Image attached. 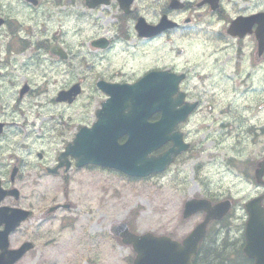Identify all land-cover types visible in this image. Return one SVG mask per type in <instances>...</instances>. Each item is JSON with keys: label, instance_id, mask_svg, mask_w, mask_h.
I'll return each instance as SVG.
<instances>
[{"label": "flooded vegetation", "instance_id": "af4514ba", "mask_svg": "<svg viewBox=\"0 0 264 264\" xmlns=\"http://www.w3.org/2000/svg\"><path fill=\"white\" fill-rule=\"evenodd\" d=\"M140 18L150 26H157L162 19L176 25L150 36L136 28ZM186 43L208 45L217 78L229 81L242 73L264 82V0H0V104L6 95L9 99L13 94L17 101L33 94L28 99L34 102L43 97L41 91L49 93L48 87H52L46 103L56 106V98L67 94V101L61 105L78 106V122L72 126L69 118L57 131L50 117L48 123H42L48 127L35 138L61 139L66 146L81 127L94 124L102 103L117 94L118 86L133 85L150 71L191 77L181 64ZM179 87L181 90L182 83ZM1 115L0 105V138L11 125H17ZM156 118L152 116L149 121ZM125 140L123 136L119 142ZM60 153L34 163L18 159L14 179L13 164L8 180L0 176L3 192L18 190L16 196H4L0 207L28 213L10 236L12 249L27 242L32 245L21 261L32 254V264H40V231L55 224L57 212L72 209L66 203L69 197L64 186L71 182L69 172L76 170L74 161L68 158V170L49 173L59 165ZM53 177L63 186L62 202H57L52 189L43 188L42 184ZM255 191L252 198H259L264 210V175ZM244 209L225 227L221 220L217 229H210L193 264H255L244 252L248 219ZM233 221L236 224H231ZM61 229L67 225L62 224ZM259 234L258 255L264 264V222Z\"/></svg>", "mask_w": 264, "mask_h": 264}, {"label": "rangeland", "instance_id": "374dc122", "mask_svg": "<svg viewBox=\"0 0 264 264\" xmlns=\"http://www.w3.org/2000/svg\"><path fill=\"white\" fill-rule=\"evenodd\" d=\"M186 46L181 64L192 77L185 88L192 100L201 101L184 131L191 145L189 152L168 171L145 180H128L99 169L69 172L66 202L72 209L57 212L55 224L40 231V264H132L135 254L115 239L113 225L128 222L139 234L181 238L198 221L196 217L182 219L184 202L205 194L232 197L239 207L234 217L242 215L243 205L256 193L251 178L264 159V82L242 73L229 81L221 80L214 76L208 45ZM48 90L39 93L44 103L39 101L37 106L28 99L33 94L19 101L14 94L9 99L6 95L0 104L1 117L17 124L0 138V176L7 180L14 157L27 164L42 153L50 160L64 147L61 139L35 140L48 127L42 123L52 117L53 130L59 131L69 118L72 126L79 120L78 106L47 104L52 87ZM42 185L52 189L57 202L63 201L58 178ZM62 224L67 229L62 230ZM13 238L16 245L17 236ZM32 256L20 264H32Z\"/></svg>", "mask_w": 264, "mask_h": 264}, {"label": "water", "instance_id": "95a60500", "mask_svg": "<svg viewBox=\"0 0 264 264\" xmlns=\"http://www.w3.org/2000/svg\"><path fill=\"white\" fill-rule=\"evenodd\" d=\"M150 76L151 74L146 76L140 83H144ZM147 87L143 88V92H131L127 96L126 93H120L110 99L105 105L104 112L110 114L112 119L102 117L91 130L82 129L73 144L67 147L65 154L69 153L76 158L78 166L87 163L99 164L130 176L145 177L163 171L185 147L180 141V136L174 133V119H169L171 121L168 129L164 126L163 118L154 124L146 122V118L152 113L163 111L155 106L161 105V100L166 97L162 96L160 91H156L155 87L152 90ZM137 89L139 88L135 87V90ZM174 90L175 85L169 88L168 97H171ZM178 116L184 118V113ZM123 132L129 135V140L124 145H118L117 140ZM169 140L173 142L171 149L156 156L150 155ZM202 203L193 209V202L186 204L185 216L196 209L206 210L207 216L182 243L167 237H155L149 233L142 236L133 235L128 232L124 224L115 227L113 231L124 243L132 246L136 253L133 264H190L191 256L197 250L205 225L211 219L209 214L215 212L220 215L228 209L227 203L213 208L207 202ZM258 218L257 213H251L246 232L248 236H251V226L257 223ZM10 228L13 227H7L3 237ZM6 244L5 240L2 246ZM12 253L15 257L11 259L7 257L6 264L18 258V251Z\"/></svg>", "mask_w": 264, "mask_h": 264}, {"label": "bare ground", "instance_id": "6f19581e", "mask_svg": "<svg viewBox=\"0 0 264 264\" xmlns=\"http://www.w3.org/2000/svg\"><path fill=\"white\" fill-rule=\"evenodd\" d=\"M39 99V98H38ZM41 101V100H40ZM41 103H42V101H41Z\"/></svg>", "mask_w": 264, "mask_h": 264}]
</instances>
